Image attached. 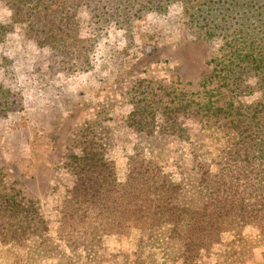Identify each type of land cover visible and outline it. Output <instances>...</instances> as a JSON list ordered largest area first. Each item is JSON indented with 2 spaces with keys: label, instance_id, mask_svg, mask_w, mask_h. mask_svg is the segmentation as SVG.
<instances>
[{
  "label": "rangeland",
  "instance_id": "374dc122",
  "mask_svg": "<svg viewBox=\"0 0 264 264\" xmlns=\"http://www.w3.org/2000/svg\"><path fill=\"white\" fill-rule=\"evenodd\" d=\"M256 1H176L124 29L108 0H0V264H264L254 225L189 256L179 213L204 207L207 174L264 172L229 153L261 115L257 79L234 91L215 69L242 22L228 10L259 28ZM199 7L211 41L187 22Z\"/></svg>",
  "mask_w": 264,
  "mask_h": 264
},
{
  "label": "trees",
  "instance_id": "16d2710c",
  "mask_svg": "<svg viewBox=\"0 0 264 264\" xmlns=\"http://www.w3.org/2000/svg\"><path fill=\"white\" fill-rule=\"evenodd\" d=\"M176 1L183 5L184 12H190V4L196 2V0H108V3L114 5L117 12H124V29H128L132 27L128 12H162ZM262 1L263 3L260 4L262 7L256 9L259 12H264V0ZM248 2L246 7L252 0ZM254 2L257 1L254 0ZM228 11L230 15L238 16L242 22L238 24V28L230 30L229 22L226 21L222 28L221 35L225 39L228 50L223 63L215 66L217 77L224 82L225 88L237 91L242 89V83L235 82L236 79L242 80L244 75L246 77L249 72H253L257 79L256 85L263 94V101L256 105L261 107V115H256L245 124L241 132V140L238 142L239 147L236 149V143L229 150L232 162L238 161L237 153L242 151L247 158V167L251 168L256 166L254 162L258 158L264 159V14L252 13L253 18L260 17L261 21L259 28L256 25L251 28V25L247 23V16L249 12L255 11L243 10L241 7H234ZM194 12L188 16V24L199 31L198 38L211 41L215 30L209 24L208 17L202 14L205 10L199 7ZM226 16L227 14L223 15V18L226 19ZM214 62L215 60H212V63ZM89 162V169L96 168L95 161L89 160ZM255 168H257L256 173L252 174L250 171V176L242 178H238V175L233 178L226 174L220 177L209 174L205 176L201 186L203 198L206 199L204 207L199 212L188 209L179 211L187 218L183 232L185 234L184 251L189 253V256L207 249L217 235L246 225L257 226L264 236V172H259L258 165ZM85 181L89 188L98 187L97 178L85 175ZM145 184L142 191L147 197L150 188L147 182ZM177 188L172 186V189ZM0 209L8 208L0 205ZM211 212L213 216H210ZM166 213L175 215L173 210H167ZM179 221H175L173 229L175 233L178 232L176 226Z\"/></svg>",
  "mask_w": 264,
  "mask_h": 264
}]
</instances>
